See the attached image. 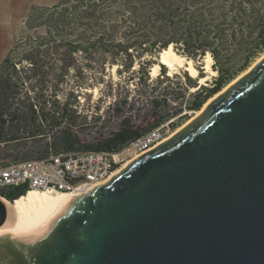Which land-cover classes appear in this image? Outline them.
Returning a JSON list of instances; mask_svg holds the SVG:
<instances>
[{
    "label": "water",
    "instance_id": "95a60500",
    "mask_svg": "<svg viewBox=\"0 0 264 264\" xmlns=\"http://www.w3.org/2000/svg\"><path fill=\"white\" fill-rule=\"evenodd\" d=\"M0 197V226L8 219ZM0 264H264V57Z\"/></svg>",
    "mask_w": 264,
    "mask_h": 264
},
{
    "label": "trees",
    "instance_id": "16d2710c",
    "mask_svg": "<svg viewBox=\"0 0 264 264\" xmlns=\"http://www.w3.org/2000/svg\"><path fill=\"white\" fill-rule=\"evenodd\" d=\"M23 28L0 62V157L11 162L51 151L115 150L170 116L156 100L139 120L126 117L119 129L88 141L81 134L89 109L75 93L83 85L72 86L61 101L56 97L60 84L48 82L70 71L67 56L94 50L101 55L97 70L103 72L107 61L132 66L134 57L153 58L171 44L199 60L210 50L219 75L195 94L190 106L198 110L264 52V0H59L32 5ZM120 32L125 41H117ZM229 41L246 50L236 69L228 65ZM50 88L54 94L47 95ZM27 190L17 187L4 197L16 203Z\"/></svg>",
    "mask_w": 264,
    "mask_h": 264
},
{
    "label": "rangeland",
    "instance_id": "374dc122",
    "mask_svg": "<svg viewBox=\"0 0 264 264\" xmlns=\"http://www.w3.org/2000/svg\"><path fill=\"white\" fill-rule=\"evenodd\" d=\"M58 1L59 0H14L12 5L15 10V15H19L28 4H30L31 8L34 4L42 6L54 5ZM25 18L17 23L20 26L17 28V31L15 30L14 32L13 44L15 36L17 35L18 37L24 31ZM123 36L122 32L118 33L116 37L117 41H125ZM251 42L254 43L255 40L252 38ZM9 43L10 41L4 37V32L0 31V62L3 59L5 51L7 50L5 53L7 54L11 49H7ZM172 45L175 49V44ZM228 46H230L229 51H227L229 59L228 65L236 69L244 62L246 50L239 49V46L232 44V41H229ZM64 49V46L61 47L59 49L60 53L56 56L60 57L63 55L65 52ZM176 52L178 53V51ZM209 53L212 55L211 51L208 50L206 55L200 60L190 58L181 53L178 54L194 60L195 66L200 70L199 76H205L206 72L204 66L206 57ZM160 55L161 51L153 58L134 57L132 66H129L130 62L122 64L121 61L116 63L107 61L106 70L102 72L97 70L98 66H100L99 62L101 61V55L94 50L93 52L78 50L73 56H70L71 58L67 56V61L73 63L70 66V71L66 73L63 78L55 79L51 77L48 82L51 85L60 84V89L56 97L61 101L66 99L68 93L72 90V86L77 83L83 85L82 89L76 90L75 93L78 95L82 104L81 107L89 109V117L87 123L83 124L84 130L81 134L83 137H86L88 141H96V137L99 134L109 135L113 131L119 129L120 123L126 117L139 120L140 116H142L145 111L152 108L154 101H161L163 104L161 106L162 113L170 114L163 123L170 122L171 129L169 133L171 135L156 146L158 147L199 115L201 112L197 114V111H202L206 102L211 98L214 99L219 93L223 92L248 72L256 62L264 57V52L257 55L251 61L247 69L225 84L218 93L209 98L198 110L191 109L190 106L194 100L195 94L198 93L204 85L211 87L214 84L215 78L219 75L218 67L214 64V56L212 55V68L215 74L211 75L207 81L202 84L200 83L199 76L193 77L185 68L175 71V74H170L168 71L169 68L161 62ZM155 64H160V72L156 76H152V70ZM146 68L149 70V76L145 74ZM53 92L54 88H50L47 91V95L54 94ZM121 171H118V173Z\"/></svg>",
    "mask_w": 264,
    "mask_h": 264
},
{
    "label": "built area",
    "instance_id": "2783aa9c",
    "mask_svg": "<svg viewBox=\"0 0 264 264\" xmlns=\"http://www.w3.org/2000/svg\"><path fill=\"white\" fill-rule=\"evenodd\" d=\"M170 129V122L161 123L115 150L51 151L46 156L12 162L0 157V197L10 201L4 193L17 187L27 188V192L37 189L49 193H86L109 181L123 165L163 142Z\"/></svg>",
    "mask_w": 264,
    "mask_h": 264
},
{
    "label": "bare ground",
    "instance_id": "6f19581e",
    "mask_svg": "<svg viewBox=\"0 0 264 264\" xmlns=\"http://www.w3.org/2000/svg\"><path fill=\"white\" fill-rule=\"evenodd\" d=\"M160 58L161 62L169 68L168 71L170 74L185 68L193 77L200 75V70L195 66L194 60L178 54L172 44L161 52ZM212 61L213 57L209 53L206 57L204 66L206 75L199 76L200 83L202 84H204L211 75L215 74V71L212 68ZM160 67V64H155L153 66L152 76H156L160 72ZM212 99L213 98L209 101ZM209 101L206 102L204 107ZM200 112L201 111H197V114ZM131 162L128 163L130 164ZM128 163L114 171L111 178L114 177L118 171L124 169L123 167L126 165L128 166ZM27 193V196L20 198L16 203L6 200L9 214L6 223L0 226V246L11 243L24 235L35 234L50 222L61 211V209L72 200L73 197L77 196L76 194L67 192L49 193L37 189L30 190Z\"/></svg>",
    "mask_w": 264,
    "mask_h": 264
},
{
    "label": "crops",
    "instance_id": "0c3cea01",
    "mask_svg": "<svg viewBox=\"0 0 264 264\" xmlns=\"http://www.w3.org/2000/svg\"><path fill=\"white\" fill-rule=\"evenodd\" d=\"M14 0H0V31L4 32V37L7 38L8 41H10L9 46H7V49L9 50L13 45V37L15 32V25L18 22H21L29 8L30 4H28L19 15H15L13 5L12 3ZM7 50L5 51V53ZM4 53V56L6 55ZM3 56V58H4ZM2 61V60H1Z\"/></svg>",
    "mask_w": 264,
    "mask_h": 264
},
{
    "label": "flooded vegetation",
    "instance_id": "af4514ba",
    "mask_svg": "<svg viewBox=\"0 0 264 264\" xmlns=\"http://www.w3.org/2000/svg\"><path fill=\"white\" fill-rule=\"evenodd\" d=\"M171 134L169 133V134H167V136H166V138L165 139H167L169 136H170Z\"/></svg>",
    "mask_w": 264,
    "mask_h": 264
}]
</instances>
